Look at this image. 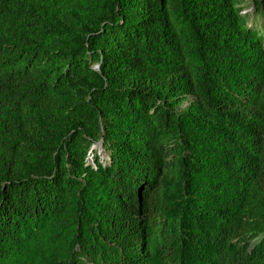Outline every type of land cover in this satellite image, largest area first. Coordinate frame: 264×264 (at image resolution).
I'll use <instances>...</instances> for the list:
<instances>
[{"label": "trees", "instance_id": "1", "mask_svg": "<svg viewBox=\"0 0 264 264\" xmlns=\"http://www.w3.org/2000/svg\"><path fill=\"white\" fill-rule=\"evenodd\" d=\"M242 1L0 0V264H264Z\"/></svg>", "mask_w": 264, "mask_h": 264}, {"label": "rangeland", "instance_id": "2", "mask_svg": "<svg viewBox=\"0 0 264 264\" xmlns=\"http://www.w3.org/2000/svg\"><path fill=\"white\" fill-rule=\"evenodd\" d=\"M252 0H243L239 6L241 8V13L247 15L248 22L251 24L253 22V8H252ZM95 150L98 151L99 156L104 160L106 158V154L103 152L101 144L97 143L93 146Z\"/></svg>", "mask_w": 264, "mask_h": 264}]
</instances>
